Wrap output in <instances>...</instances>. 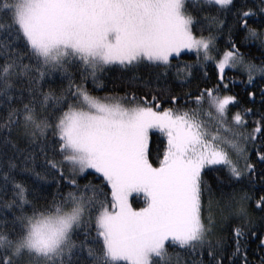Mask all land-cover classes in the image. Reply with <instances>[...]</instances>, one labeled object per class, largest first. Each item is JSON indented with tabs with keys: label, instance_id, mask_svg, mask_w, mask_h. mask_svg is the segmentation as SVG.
I'll return each mask as SVG.
<instances>
[{
	"label": "snow or ice",
	"instance_id": "obj_1",
	"mask_svg": "<svg viewBox=\"0 0 264 264\" xmlns=\"http://www.w3.org/2000/svg\"><path fill=\"white\" fill-rule=\"evenodd\" d=\"M222 13L231 15V25ZM257 15L264 23V0L239 6L236 0H0V96L9 102L3 126L44 157L43 172L28 164L35 151L22 153L19 163L0 161V194L11 193L3 202L10 219L0 223V264H238L248 240L264 248V195L256 198L264 193V112H233L239 101L225 82L228 69L246 73L249 85L257 73L264 77V64L248 60L233 39L243 32V42L264 48V31L249 24ZM201 19L210 25L208 36L203 27L197 34ZM225 26L220 50L211 28ZM185 50L195 52L200 67L214 65L212 87L184 94L192 107L178 106L181 98L171 92L97 97L85 86L113 64L158 69L157 81L175 67L176 78L187 80L193 65L179 63ZM72 67L80 69L79 82ZM56 72L67 88L43 91L45 77ZM13 89L20 107L11 106ZM256 95L247 92L253 102ZM259 96L264 106V84ZM249 116H258L251 128ZM153 130L166 141L155 159ZM17 170L72 190L43 202L29 199ZM221 170L232 182L247 180L226 205L211 198L205 179L206 171ZM85 174L100 183L81 188L77 177ZM133 193L142 196V207L132 206ZM253 201L258 222L249 212ZM230 218L238 223L223 235ZM241 259L248 264L246 252Z\"/></svg>",
	"mask_w": 264,
	"mask_h": 264
},
{
	"label": "trees",
	"instance_id": "obj_2",
	"mask_svg": "<svg viewBox=\"0 0 264 264\" xmlns=\"http://www.w3.org/2000/svg\"><path fill=\"white\" fill-rule=\"evenodd\" d=\"M237 6L240 5L241 0H236ZM215 13V10H212ZM203 14H201L202 18ZM222 19L227 20V24L231 25L233 23V19L230 14H221ZM261 17L259 15L250 17L249 24L251 27L257 28L260 31H264V23L260 22ZM201 27H203V35L208 36L210 25L207 21L201 19V24L197 25L196 31L197 34H200ZM212 33L216 36V45L217 48L223 50L226 46V41L228 39V27L225 26L222 32L216 31L215 27L211 28ZM243 32H237L234 34L233 39L238 42V46L242 53L245 54L248 60H251L253 63L257 65L264 64V48H261L258 41H248L243 42ZM0 39H3V34H0ZM190 63L193 65L192 72L193 75L187 80L177 79L176 78V68L173 67L170 69L166 76H161L159 81L156 79V73L160 70L149 68L145 66L139 67H124L119 64L106 65L102 70H98L96 73L95 81L91 76L88 77L85 86L91 91L94 96L97 97H105V96H128L129 98L133 93L136 94L137 97L143 96L146 92H163V94H167L171 92V94L179 96L181 107H192L193 105H185L184 101L187 99L185 97V93L192 92L193 94H198V89H203L204 87H212L215 83L214 77V65L209 63L207 68H202L200 65L196 63V55L195 52H187L181 55L179 58V63ZM178 63L177 60H173V65ZM208 72V77H205L204 72ZM69 72L74 75V78L79 82L80 69L77 67L69 68ZM226 80L225 82L229 84L230 92L229 94L237 95L239 103L235 108L232 109L233 112L242 108H252L254 111L258 110L260 112H264V106L260 103L259 96V86L264 84V77H262L259 73L254 77V83L249 85L245 83L248 79L246 73H241L238 70L228 69L225 73ZM244 81V82H242ZM68 80L64 78V76L59 73H53L50 76L45 77L42 82V89L45 92L53 91L57 94L59 93L61 88H67ZM255 91L257 93L255 97V102L251 98L247 96V92ZM14 100L11 103L12 107H20L21 105L15 101V95L18 93L13 89ZM151 95H149V99ZM0 101H4L0 103V161H6L8 158H15L16 162L19 163L22 159V153L28 154L32 151H35L36 157L33 164V161L30 159L28 161L29 166H34L36 171L43 172L44 166V157L39 152V147L31 148L28 141L23 139L18 135V132L15 128L11 130L7 127H4V121L7 120V114L9 111L8 103L4 97L0 96ZM25 103L27 100L24 101ZM172 105L169 103H165L163 107H171ZM162 110V109H161ZM51 111V110H50ZM206 119V117H205ZM254 119H258V116H249L247 118L249 127H254L252 121ZM210 129L214 130V126L210 125ZM161 142H166L163 135L158 130H153V134L150 135V146L152 149L153 159H155L156 149L158 143H160V151H163V145ZM49 158H52L49 155ZM59 159V157H56ZM251 163L257 165V169H259L260 164L258 163V157L255 156L254 152L251 153ZM243 163V161H241ZM23 167V164H21ZM89 172H94L92 170H88ZM18 176L17 178L20 180H24L26 186L29 189V199L37 198L41 202L44 199H51L54 195H64L72 189L67 186L58 187V185L52 180L51 177H48L47 180H40L34 175L30 173H20L17 170ZM205 179L211 185V198L214 201H218L220 205H226L230 202V198L237 194L241 187L244 184H247V180L245 179L241 183H235L230 181L227 178L226 170L221 171H206ZM78 184L83 188V186L89 181L93 184H99L100 181L95 178L94 175H82L77 177ZM257 189L259 185H256ZM110 191V190H107ZM209 193H205L204 201L207 203L209 200ZM259 195H264V193L257 192L256 198H259ZM207 196V197H206ZM11 198V193H8L7 196L0 194V223H3L5 219H10L9 210L3 208V202L6 199ZM103 198V197H101ZM110 199V196H109ZM130 201L134 207H141L143 205L142 196L136 193L130 195ZM252 206L249 208V212L256 218L257 222L259 221V217L261 213L258 210H255V202H251ZM218 219L219 212L217 211ZM238 223V220L235 218H230L225 222V227L223 230V235H227L231 226H234ZM258 227V223H257ZM264 235V233H261ZM259 244V240L256 238H252L246 242V248L241 249L239 257H237L238 264H243V260L241 259L245 252L247 254L248 264H259V261L262 256H264V248L257 247ZM229 245H232V241L229 240ZM234 250V246H230L228 248V252L231 253ZM170 251H174L170 249ZM87 256V253H83L82 260ZM206 258V256H205ZM90 264V262H89ZM227 264V261H225Z\"/></svg>",
	"mask_w": 264,
	"mask_h": 264
},
{
	"label": "rangeland",
	"instance_id": "obj_3",
	"mask_svg": "<svg viewBox=\"0 0 264 264\" xmlns=\"http://www.w3.org/2000/svg\"><path fill=\"white\" fill-rule=\"evenodd\" d=\"M185 51H187V50H185ZM194 52V51H193ZM92 171H94V170H92ZM207 197V196H206ZM130 198V197H129ZM130 200V199H129ZM131 202V201H130ZM204 205H205V217H207V205H208V202L206 203L205 201H204ZM133 206V205H132ZM143 206V205H142ZM141 206V207H142ZM134 207V206H133ZM217 219H218V214H217Z\"/></svg>",
	"mask_w": 264,
	"mask_h": 264
}]
</instances>
